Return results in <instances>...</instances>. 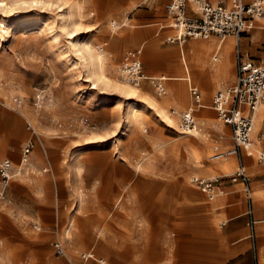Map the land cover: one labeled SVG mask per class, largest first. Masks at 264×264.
Wrapping results in <instances>:
<instances>
[{
	"label": "rangeland",
	"instance_id": "rangeland-1",
	"mask_svg": "<svg viewBox=\"0 0 264 264\" xmlns=\"http://www.w3.org/2000/svg\"><path fill=\"white\" fill-rule=\"evenodd\" d=\"M98 1L68 0L69 4L77 3L80 13L78 20L82 28L75 37V43L79 45L86 42L96 54L101 56L103 73L109 79L128 84L121 80L118 69L120 59L127 47L123 49L117 47L118 37L130 26L126 21L127 23L120 27L126 20L127 14L105 18L98 10ZM5 2L7 6H0V100L10 105L13 96L21 97L24 100V107L32 112L28 118L35 132L51 139L50 141L57 147L56 150L63 148L64 142H60V137L68 140L71 147L68 145L64 150H71V153H68L67 158L61 161L62 158L57 155L53 157L61 161L60 171L65 178L75 181L83 176L95 180L116 175L122 180V184H128L130 179L133 181L130 193L128 187H122L121 194L113 202H105L101 197L93 196L87 203L85 210L88 212L95 210L101 214L102 219L94 224L90 233L93 239L90 241L87 236L85 247L77 250L75 255L78 262L73 260V264H98L93 259L83 260L80 257L81 253L91 247L97 258L104 259L103 264H171L165 259V255H170L178 241L182 239L176 241V235H172L169 244L162 247L164 256L160 255L152 260L139 251L133 252L132 255V228L166 225L164 220L159 218L161 217L160 213H157L160 212L159 208H142L139 212L134 208L143 206L144 203L138 198L139 190L150 188L145 186L144 180H166L170 183L174 181L178 183V187H170L169 190L178 189L177 193L179 192V201H181L174 205L179 206L184 202V207L173 208L167 213L172 216L171 221L177 226L178 232L192 234L184 238L185 245L194 241L199 247L197 254L209 250L212 236L210 224L202 221V224H205L204 230H197L195 228L197 226L190 220L199 212L207 219L212 213L214 201L207 199L204 191L192 182V178L214 176L216 173L210 168L206 172L200 171L206 164L227 165L231 160L233 165L231 167L227 165L222 172H229L236 166L235 157L217 162L209 161L214 142L207 132L213 130L217 133L223 130L222 125L215 119V110L211 107L212 94L209 102L202 98L207 103V107L201 108L198 112L197 121L200 128L197 134L183 133L178 127L177 115L170 112V106L176 110L182 107L161 103L160 98L164 95L156 93L151 80L144 87L143 82L133 86L139 88V92L137 89V96L131 98L108 86L97 85L93 88L91 80L86 77L82 61L60 27L59 11L55 6H29L17 0H5ZM137 2L141 3L140 8L145 9L150 5L155 7L157 0L155 2L137 0ZM166 2L167 0L161 1L157 12L158 16L164 15L166 19H159L154 25L155 30H159L158 37L163 42H166L167 35H174L176 31L173 27H164L170 21L165 9ZM162 25L164 28H160ZM258 27L264 29V18L257 21L255 28ZM165 29L168 31L165 32ZM139 93L141 96L152 98L156 105L163 109L165 115L170 117L171 122H165L157 116L154 108L146 104ZM36 95L40 96V102L38 106H33ZM132 108L135 109V116L131 117L129 125L125 126V118ZM48 120L61 124V129L56 131L44 128ZM254 123L256 124V121ZM25 124L24 122V128ZM165 128L171 129L174 133L167 134ZM25 132L28 135L20 150H10V154L2 155L1 158L8 156L18 162L21 150L28 139L36 140V135L26 129ZM255 135L256 132L254 133L256 140ZM256 145L264 150V145L257 141ZM82 150L85 152L88 150L86 156L89 159V168L81 171L79 152ZM244 160L246 161V157ZM249 160L253 161V159ZM58 171L56 170V173ZM134 181H142L143 186H135ZM263 196L264 193H261L260 199H263ZM219 197H225V191L216 199ZM254 197H258L255 190ZM153 201L155 203L156 200ZM192 201H199V205L196 203L193 206ZM201 205L205 207L203 212ZM72 208L76 209L75 203L72 204ZM176 213H183L185 217L180 220L179 218L182 217L180 216L177 221V217L174 216ZM138 216H143L144 219L141 221L135 219ZM215 226L220 229L218 224ZM164 227L169 228V232L175 233L172 224L169 223ZM246 236L249 246L252 247L248 231ZM221 238L218 235L219 245L223 243ZM112 243L119 244L120 251H115L123 255L118 257L117 262L107 251ZM100 248L104 249L99 250ZM61 257L63 258L64 255ZM198 259L193 264H198ZM261 259L264 261V257Z\"/></svg>",
	"mask_w": 264,
	"mask_h": 264
},
{
	"label": "crops",
	"instance_id": "crops-1",
	"mask_svg": "<svg viewBox=\"0 0 264 264\" xmlns=\"http://www.w3.org/2000/svg\"><path fill=\"white\" fill-rule=\"evenodd\" d=\"M152 1L155 2V0ZM161 1L163 0H157L155 7L150 5L145 9L140 8L141 3L137 0H99L97 6L105 18L127 14L126 20L120 27L127 22L130 26L118 37L117 47L119 49L127 47L123 54L129 49L142 47V68L147 77L141 80L143 87L150 82V77L163 76L166 93L160 98V102L181 106L180 110L170 106V110H175L176 113L172 114L177 115L178 120L179 112L184 111L193 103L189 88L193 86L198 89L202 102V106L195 112L196 119H198L199 110L207 107V103L203 99L209 102L211 94L213 96L217 90L233 84L238 55L242 60L252 63L264 62V29L262 27L255 28L257 21L260 20L258 19L249 32L238 38L230 35L212 34L207 38L187 37L181 44L163 42L158 37L159 30L156 31L154 27L157 20L166 19V16H158L157 13ZM209 1L216 2L217 0ZM222 1L228 4L232 0ZM185 13L194 15L190 4L187 5ZM162 27L163 25L160 28ZM164 31L166 32L168 29ZM137 89L139 92V88ZM140 97H143L145 103L152 106L157 116L162 118L160 113L163 109L158 107L152 98L141 96V94ZM31 114V110L25 108L24 105L21 109H14L8 107L4 100H0V159L9 158L15 166L14 177L6 190L0 208V264H73V260L78 262L75 255L77 250L85 247L84 242L87 236L90 241L93 239L90 233L93 231L94 224L97 223V220L102 219L101 214L95 210L91 212L85 210L87 203L93 196H99L105 202H113L121 194L122 187H128L130 193L133 181L130 179L128 184H122V180L116 175L95 180L83 176L75 181L65 178L60 171L62 169L60 162L67 158L68 153H71V150H64L68 145L71 147L68 140L60 137V142H64L63 148L56 150L57 147L50 141L51 139L35 132L34 126L28 118ZM255 121L256 130L253 129L252 141L254 146L258 147L256 141L264 145V101L254 113ZM24 122L26 123L25 128ZM28 124L31 125V129L27 128ZM44 128L59 131L61 124L48 120L44 124ZM25 129L36 135V140L28 139L32 142L30 161L21 169H17L18 162L8 156L2 158L1 156L10 154V150H20L28 135ZM165 129L169 135L174 133L169 128ZM212 131L207 134L215 143L217 133L214 131L212 133ZM255 132L256 140L254 139ZM228 142L229 137L225 136L223 144ZM258 148L264 151L262 148ZM87 151L79 152L81 154V171L89 168ZM54 155L62 158L61 161L55 160ZM228 157L236 158V166L231 168L233 171L237 167L238 158L234 155ZM244 157H246V161ZM223 159L211 160L209 156L210 162ZM249 159H253V161ZM240 160L250 179L253 192V216L262 220L264 219V196L263 199H260L259 196L264 193V163L258 162L254 156L246 155L243 150L240 151ZM227 165L230 167L233 165L231 160ZM227 165L206 164L200 171L206 172L210 168L216 173L214 175L223 174L227 173L222 172ZM43 168H47V171L43 172ZM56 170L59 171L56 173ZM134 183L135 186H143L142 181H134ZM144 183L150 188H144L138 192V198L144 202L143 206L139 205L134 208L138 212L142 208H159L160 212H157L160 213L161 217L159 218L164 220L166 225L172 224L175 233L174 231L169 232V228L164 227L166 225L154 227L145 225L140 228H132V255L133 252L139 251L140 254L152 260L160 255L164 256L162 247L169 244L172 235H176V241L179 238H182V241H178L170 255H165V259L171 264H193L200 256L198 264L203 262L205 264H264L261 259L264 257V222L260 221L256 224L254 248L250 247L246 236L248 231L249 237L248 216L245 215L247 204L239 182L222 181L219 188L225 191V197L212 200L214 201L212 213L206 219L199 212L194 219L190 220L197 226L195 227L197 230H204L205 224H202V221H207L211 226V248L198 253L202 254L200 256L196 253L199 247L194 241L192 244L185 245L184 238H188L192 234L178 232L177 226L171 221L172 216L167 213L173 208L184 207V202H181L182 204L179 206L174 205L181 201H179L178 189L169 190L170 187H178V183L175 181L170 183L166 180H144ZM254 190L258 195L257 198L254 197ZM153 200H156L155 203ZM198 202H193V206ZM73 203L76 204L75 210L72 208ZM200 207L203 212L205 207L202 205ZM174 216L177 217V221L180 216H182L179 218L180 220L185 217L183 213H176ZM135 219L141 221L144 217L138 216ZM223 219L224 221H222ZM215 224H218L219 230ZM218 235L222 237L223 243L220 245L218 244ZM55 242L63 245L65 250L63 258L62 255H56L53 247ZM101 249L104 248L99 250ZM88 250L93 251V248ZM115 250L120 251V246L117 243H112V246L107 248V251L113 255L117 262L118 257L123 255Z\"/></svg>",
	"mask_w": 264,
	"mask_h": 264
},
{
	"label": "built area",
	"instance_id": "built-area-1",
	"mask_svg": "<svg viewBox=\"0 0 264 264\" xmlns=\"http://www.w3.org/2000/svg\"><path fill=\"white\" fill-rule=\"evenodd\" d=\"M151 1V0H148ZM192 6L194 15H187V5ZM165 9L168 25L175 28L174 35H167L166 42L181 44L185 38H207L214 34L217 36L230 35L238 38L249 32L260 18H264V0H232L226 4L222 0L211 2L209 0H167ZM142 47L127 50L118 65L120 75L130 84H140L141 80L147 78L143 72L141 60ZM156 93L163 95L166 88L160 77H150ZM193 103L184 111L179 112L178 127L183 133H194L199 131V124L195 112L202 106L198 89L189 88ZM264 101V62L251 63L237 56L236 72L233 84L217 90L211 98V106L216 112V120L224 127L218 131L216 142L212 146L211 160H219L228 156L238 158L237 167L227 173L208 177H193L192 182L198 185L206 194L208 200H213L223 194L219 184L224 180L241 184L244 199L247 204L245 215L248 216L247 226L249 237L254 248L256 237V224L264 222L253 216V192L250 179L244 165L240 160V151L248 156H254L258 162L264 163V151L254 146L252 133L254 129V113ZM40 96L36 95L33 106H38ZM24 100L19 96H13L8 107L21 109ZM171 113H176L171 109ZM31 129V125H27ZM224 128H227L226 132ZM225 136L229 142L223 144ZM32 142L28 141L21 150L17 169L27 165L30 161ZM14 164L9 158L0 159V208L4 201L6 190L14 177ZM21 169V168H19ZM42 171H47L43 168ZM56 255H63L64 249L59 242L53 243ZM82 259H94L99 264L104 262L103 258H97L92 250L80 254Z\"/></svg>",
	"mask_w": 264,
	"mask_h": 264
},
{
	"label": "bare ground",
	"instance_id": "bare-ground-1",
	"mask_svg": "<svg viewBox=\"0 0 264 264\" xmlns=\"http://www.w3.org/2000/svg\"><path fill=\"white\" fill-rule=\"evenodd\" d=\"M19 3L28 4L29 6H55V8L59 11L58 17L60 22L61 29L65 32V35L68 40L71 41L72 46L74 47V51L78 58L82 61L84 69L86 71V77L91 80L93 84V88L100 86H108L109 88H113L120 94L131 98L137 96V89L133 86H137L136 84H130L126 80H124L121 76V80L128 84H123L117 81H113L109 79L103 73L102 63L103 60L99 54H96L91 47L88 46L86 42H82L79 45L75 43V37L80 32L82 26L81 22L78 20V5L69 4L68 0H17ZM0 6H7L5 0H0ZM80 18V17H79ZM160 78L164 79L163 76ZM139 85V84H138ZM150 101V100H149ZM135 116V109L132 108L128 112L125 120V126H128L130 123V118ZM160 116L165 121H171V119L161 111ZM195 134L197 132H194ZM25 166V165H24ZM24 166H20L24 167Z\"/></svg>",
	"mask_w": 264,
	"mask_h": 264
}]
</instances>
